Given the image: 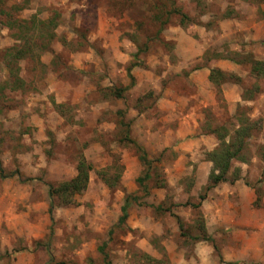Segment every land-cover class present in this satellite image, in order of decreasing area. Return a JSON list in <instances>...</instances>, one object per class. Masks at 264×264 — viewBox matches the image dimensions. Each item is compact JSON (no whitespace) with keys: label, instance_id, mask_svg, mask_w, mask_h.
<instances>
[{"label":"rangeland","instance_id":"1","mask_svg":"<svg viewBox=\"0 0 264 264\" xmlns=\"http://www.w3.org/2000/svg\"><path fill=\"white\" fill-rule=\"evenodd\" d=\"M249 53L264 60V0H0V264H264L262 130L234 160L240 178L202 202L212 146L184 121L195 110L230 141L237 112L264 120ZM216 64L240 80L200 87L193 76ZM128 137L154 161L147 191ZM82 159L88 186L59 191ZM129 195L140 203L119 227Z\"/></svg>","mask_w":264,"mask_h":264},{"label":"trees","instance_id":"2","mask_svg":"<svg viewBox=\"0 0 264 264\" xmlns=\"http://www.w3.org/2000/svg\"><path fill=\"white\" fill-rule=\"evenodd\" d=\"M200 3L201 1H199V4ZM183 18L188 19V17L185 15H183ZM14 22L18 24V27H20L21 29L25 28V30L26 28H28L26 25L28 26L31 25L30 20L29 21L15 20ZM8 26L11 28L13 25L9 23ZM25 30H20V31L24 32ZM29 50L30 49H27V48L22 49L20 51H17L15 55L13 54L11 55L15 59H21V58H24L28 54ZM243 59L248 64L251 65L252 74H255V76L258 78L264 76V60H257L255 59L254 55L250 53L246 54L245 57H243ZM243 59L241 60L230 59V60H232V62L234 63L243 65L244 63ZM132 70H133V67H129L127 70L128 76L131 80L130 87H133L135 84V79L133 77ZM235 77L236 76L234 74L226 73L219 69H212L211 74H210V81L212 84L216 86H221L222 84L227 83L229 80ZM236 78L237 80H240L239 77H236ZM20 82L21 80L19 79L18 83ZM0 91H1V88H0ZM246 92H247L246 94H248V99H245L243 96L244 100H248V101L252 100L254 96L253 91H246ZM55 105L56 107H58V109L61 108L62 106L60 104L59 105L55 104ZM236 116L238 118V121H240V124L235 131V135L233 139H231L230 141H227V138L230 137L229 129H226L225 127H221V128H216L212 131L213 134L217 135V138L219 140V145L216 149L207 153L208 160L213 163V169L208 178V186L206 188V193L200 196V200L202 202L206 200L209 191H211L212 189H214L216 186H218L221 183L231 181L230 174L233 171L234 160L239 159L240 155L243 154L249 140L253 137L252 131L255 130L256 128L260 130L263 129V119L262 120L260 119L259 121H253L251 119L246 118L243 112L241 113L237 112ZM128 140L130 141L131 144H133L136 147L139 153V158L144 167V172H143V176L140 179H138V183L144 191H147L148 189L147 183L153 179L154 161L149 158L148 153L141 146H139L136 141H134L133 139L129 137H128ZM242 160H243L242 162H245L244 159ZM92 170H93V166L90 163H87L85 159H82L77 168V172H78L77 176L73 180L62 184L59 188V191L68 193V192H77V191L84 190L88 186L89 175ZM234 172L237 173L236 178L233 179L236 181L240 178L239 170L238 171L234 170L232 174ZM0 176L5 177V171H4L1 160H0ZM233 180L231 182H233ZM53 194H54V191L52 189L51 196H53ZM133 203L139 204L140 200L135 195H129L126 198L123 206L121 207V216L118 220L119 227L126 225V222L129 216L128 211H129L131 204ZM201 203L199 204L187 203V204H189L194 210H197L198 215L201 216L200 215L201 214L200 213ZM156 209L162 210V207L158 206L156 207ZM201 229H202V234H201V237H199V239L212 241L214 243L211 237H208L205 223L203 221H201ZM111 234L112 233L110 232V235ZM214 248L217 249L215 245H214ZM219 256L221 257V255ZM220 260H221L220 262H223L222 259ZM227 264H244V263L231 262Z\"/></svg>","mask_w":264,"mask_h":264},{"label":"crops","instance_id":"3","mask_svg":"<svg viewBox=\"0 0 264 264\" xmlns=\"http://www.w3.org/2000/svg\"><path fill=\"white\" fill-rule=\"evenodd\" d=\"M212 69H219V70H221L223 72L231 73V74H232V72L235 71L234 67H232L230 65H222V64H216V65H214V67ZM211 70H207L206 73H204V74L200 73V76L199 75H196L195 77L193 76V80L196 83H198L200 85V87H204V88H208V89L212 88L213 89L216 86L214 84H212L211 81H210ZM49 92L50 93L53 92V89H51ZM57 100H59V99H57ZM230 101H229L230 103H233V102L236 103V102H238V99L235 98V99H232ZM57 103L60 104L61 102H56V104ZM203 104H204V106H207V104H205V103H203ZM193 111H191L186 116H184V121H185V124L187 126L185 128L186 131H187L185 133L186 137L189 134H195L198 137L199 144H202V143L206 144V142L208 141L209 145L212 146V149L209 150V152L213 151L214 149H216L218 147V140H217L218 138L212 132H210L211 134L203 132V130L200 128V124H199L200 122L198 121V119H201L202 117L195 110H193ZM202 120L203 119H201V122H202ZM262 133L264 134V120H263Z\"/></svg>","mask_w":264,"mask_h":264}]
</instances>
